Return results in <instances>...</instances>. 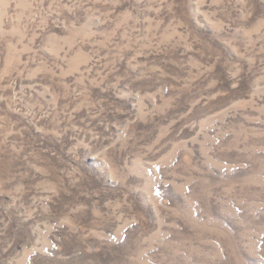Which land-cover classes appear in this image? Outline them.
<instances>
[{"label": "rangeland", "instance_id": "1", "mask_svg": "<svg viewBox=\"0 0 264 264\" xmlns=\"http://www.w3.org/2000/svg\"><path fill=\"white\" fill-rule=\"evenodd\" d=\"M0 264H264V0H0Z\"/></svg>", "mask_w": 264, "mask_h": 264}]
</instances>
